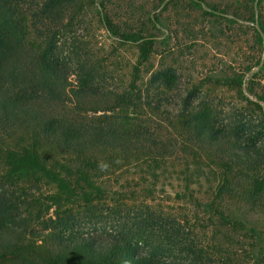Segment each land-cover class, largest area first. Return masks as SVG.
Returning <instances> with one entry per match:
<instances>
[{
    "label": "trees",
    "instance_id": "trees-1",
    "mask_svg": "<svg viewBox=\"0 0 264 264\" xmlns=\"http://www.w3.org/2000/svg\"><path fill=\"white\" fill-rule=\"evenodd\" d=\"M84 1L0 0V264H264V231L245 218L264 216V116L256 115L264 104L262 0L160 1L223 19L233 43L251 33L252 57L220 86L246 85L256 102L224 105L207 98L203 83L185 89L173 68L152 74L143 90L133 81L126 92L106 93L83 69L74 75L59 60L55 30L44 36L46 46H25L15 22L25 3L40 23L54 26ZM102 14L104 30L137 44L139 65L147 62L148 24L131 31L130 18L118 24ZM147 21L159 26L157 17ZM196 158L204 163L193 164ZM169 160L182 169L167 173ZM118 161L150 174L158 192L159 179L179 178L193 211L145 203L110 208L95 174ZM195 188L206 199L193 197ZM183 196L174 193L176 201Z\"/></svg>",
    "mask_w": 264,
    "mask_h": 264
},
{
    "label": "rangeland",
    "instance_id": "rangeland-1",
    "mask_svg": "<svg viewBox=\"0 0 264 264\" xmlns=\"http://www.w3.org/2000/svg\"><path fill=\"white\" fill-rule=\"evenodd\" d=\"M160 1L93 0L89 2L86 0L82 6L77 7L78 10L68 12L54 26L50 21L40 23L35 19L34 5L28 2L23 6L22 18L15 21L16 30L23 32V40L28 49L42 44L46 46L44 36L46 34L50 36L49 32L55 30V43L57 42L58 48L54 51L57 52L59 60H62L74 75L78 68L83 69L94 86L106 93L126 92L133 81L136 82L135 88L143 90L151 80L152 74L160 69L173 68L180 76L181 83L184 82V86H188L185 89L189 90L203 83L201 91H205L207 98L213 102H222L223 105L244 103L243 97L256 102L253 97L244 92L246 85L242 86V90H230L220 86L223 80L231 77L234 72H238L237 68L244 67L243 63L247 55L252 57V52L249 50L251 49L249 43L251 33L242 36L240 42L233 43L230 40L233 34L227 30L223 19L219 17L202 19L199 13L189 14V12L166 6V1L162 3ZM237 1L241 0H231L230 3ZM100 2L104 4V9L101 10L102 15H107L113 22L124 23L130 18L133 21L131 31H137L140 22L148 24V31L153 41L147 62L139 65L137 44L121 43L104 30L100 21ZM262 4L264 7V0ZM148 16L157 17L159 26L152 27V24L147 21ZM261 53L262 56L264 55V51H260L258 57ZM261 65L262 60L258 67ZM254 69L243 75L244 81ZM72 77L71 74L70 79ZM239 91L243 95H240ZM260 106L263 113L256 115L261 118L264 116V104L260 103ZM158 131L163 132L162 135L167 133L163 128ZM198 162L202 164L204 159L196 158L192 161L193 164ZM109 165L103 167L104 171H97L95 175L103 183L101 188L107 196V205L110 208H117L118 204L133 207L145 203L154 208L160 204L164 209L171 208L183 215L193 211V205L190 202L194 201V198L189 199V196L183 192L184 183L179 178L176 180L171 176L165 181L159 179L158 184L164 185V192H158L160 186L156 185L155 189L151 187L153 180L150 174L145 176L143 173L133 172L130 164L125 161ZM69 166L72 169L77 168V164ZM163 169L171 174L174 173L172 172L174 169L178 171L182 168L169 160L163 164ZM52 188L53 186H49L48 190L54 191ZM201 191L204 192V188ZM177 192L184 195L183 199L178 201L174 199V193ZM135 193L137 196L133 198ZM196 193L199 194L195 195ZM195 194L193 197L206 199L205 195L200 194V190L196 188ZM51 212L52 210L49 211ZM201 215L197 222L199 230L203 227L205 219H202ZM245 218L248 223L264 231V216L249 214ZM113 222V218L107 219L106 227Z\"/></svg>",
    "mask_w": 264,
    "mask_h": 264
}]
</instances>
